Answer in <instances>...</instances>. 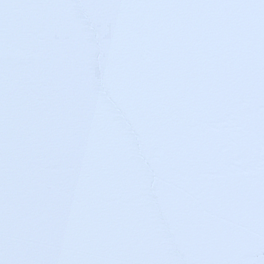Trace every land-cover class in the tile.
<instances>
[{"label": "water", "instance_id": "1", "mask_svg": "<svg viewBox=\"0 0 264 264\" xmlns=\"http://www.w3.org/2000/svg\"><path fill=\"white\" fill-rule=\"evenodd\" d=\"M0 264H264V0H0Z\"/></svg>", "mask_w": 264, "mask_h": 264}]
</instances>
